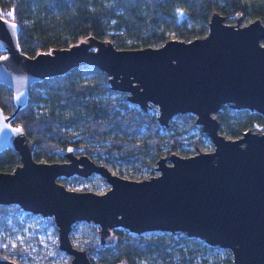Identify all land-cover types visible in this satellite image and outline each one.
<instances>
[{"label":"water","instance_id":"1","mask_svg":"<svg viewBox=\"0 0 264 264\" xmlns=\"http://www.w3.org/2000/svg\"><path fill=\"white\" fill-rule=\"evenodd\" d=\"M242 20L237 15L227 23L212 10L206 33L188 40L116 47L87 35L28 55L17 42L19 25L0 15V83L11 89L15 104L8 115L0 107V151L11 148L19 157L13 169L0 171V205L51 217L57 247L70 255L67 264H92L86 249L69 238L78 221L98 226L100 244L114 228L170 232L228 249L231 264H264V131L247 128L229 138L216 117L223 104L264 117V23ZM79 65L104 72L109 88L140 110L154 106L160 126L168 127L174 115H194L212 150L159 155L157 173L142 179L114 173L73 145L55 149L61 161L34 159V141L11 118L27 104L31 84ZM93 174L109 187L75 190L58 180ZM0 264L23 263L0 257Z\"/></svg>","mask_w":264,"mask_h":264},{"label":"trees","instance_id":"2","mask_svg":"<svg viewBox=\"0 0 264 264\" xmlns=\"http://www.w3.org/2000/svg\"><path fill=\"white\" fill-rule=\"evenodd\" d=\"M212 10L234 18L241 15L262 20L264 0H0V15L19 25L17 42L28 55L68 46L87 35L109 39L116 47L158 45L170 38V34L188 40L206 33ZM0 107L5 115L15 108L11 89L1 83ZM178 116L193 125L192 114ZM216 117L220 130L226 129L232 135L256 120H264L254 111L233 109L227 104L221 106ZM11 121L34 141L32 154L36 160L54 161L55 149L69 145L86 154L99 155L102 151L107 155L119 153L140 158L147 154L155 156L165 144L171 149L180 145L175 136L178 132L170 131L171 124L165 128V135L160 134L162 127L156 121L154 106L142 111L129 103L124 94L109 88L104 72L90 65H79L63 75L31 84L27 104ZM68 126H75L81 135L76 137V132ZM142 126L146 136L136 141L132 135ZM86 140L99 148L83 144ZM18 163V154L13 149L0 151V171L11 170ZM72 180L84 178H59L61 182ZM18 212L20 209L15 204L0 205V233L17 223ZM110 235L113 239L106 245L99 240L86 244V250L96 252L103 264H135L136 259L143 258L150 259L152 264L158 261L176 264L174 254H184L182 245L178 244L196 247L188 249L190 258L201 245L195 237L177 234L175 238V234L168 232L146 236L114 228ZM202 248L207 250L212 246L202 244ZM20 255L18 246L0 248V257L21 263Z\"/></svg>","mask_w":264,"mask_h":264},{"label":"rangeland","instance_id":"3","mask_svg":"<svg viewBox=\"0 0 264 264\" xmlns=\"http://www.w3.org/2000/svg\"><path fill=\"white\" fill-rule=\"evenodd\" d=\"M253 18H243L242 22ZM235 18L230 15H225V22L232 23ZM264 23V19H262ZM169 37H177L174 34H170ZM264 43V41H263ZM194 117V115H193ZM264 118V117H263ZM257 126H253V124ZM253 124H248L245 128L241 129V132L247 128H251L253 131H264V120H256ZM169 124L172 125V130H176L178 133L175 135L180 141V145L171 149L167 144L163 145L160 152L155 156L153 154L143 155L142 158L136 155H128L124 157L119 153H114V155H107L102 151L99 155L95 153H87L88 156L97 163L105 164L112 172L117 173L123 177L132 179H142L147 178L150 175H155L157 173L154 170L155 160L159 155H167L170 151H174L180 155H189L197 151H209L212 150L213 145L210 138L205 132H202L198 124L193 123L190 125L186 120L174 115L169 120ZM160 129V134L165 135V128ZM69 130L76 132V137H79L81 133L75 128V126H68ZM219 131L224 134V136L229 138H235L241 134L232 135L226 129ZM146 129L144 126L140 127V131L135 132L132 138L136 141L143 139L146 136ZM104 142H108L105 139ZM83 144L99 148L97 144L86 140ZM152 150H150L151 152ZM98 155V156H97ZM121 155V156H120ZM64 158L57 155L54 160H63ZM44 160V159H42ZM59 180V179H58ZM61 182V181H60ZM62 183L68 187L75 190H92L95 192H103L109 187V184L100 175L93 174L90 177L84 178V180H72L70 182L62 181ZM17 223L13 222L10 226V230L3 231L0 233V248L7 245L11 247H20L21 255L20 261L23 264H67L70 255L66 254L57 247V231L51 217H42L39 214H33L31 212L23 211L16 215ZM150 233H161L160 231H150L144 232V235H150ZM170 233V232H168ZM178 233L174 235L176 238ZM36 237V239H35ZM69 238L74 246L79 248H87L86 244L92 240H99L98 226L91 222L78 221L72 224L69 231ZM113 236L109 235L102 245L111 243ZM201 245H199V250H197L195 256L190 258L188 253L189 248H196L191 244L183 246L182 250L184 254L181 255L180 252H176L173 256V261L176 264H231V254L228 249L220 248L218 246H212V249H203L202 244H206L202 239L197 238ZM207 245V244H206ZM209 246V245H207ZM87 251V250H86ZM87 254L90 258L92 264H103L100 260L99 255L96 252H88ZM229 259V260H228ZM135 264H152L150 259H136ZM154 264H166L165 262L158 261Z\"/></svg>","mask_w":264,"mask_h":264}]
</instances>
